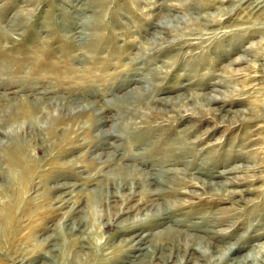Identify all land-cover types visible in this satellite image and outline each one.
<instances>
[{"label": "rangeland", "instance_id": "rangeland-1", "mask_svg": "<svg viewBox=\"0 0 264 264\" xmlns=\"http://www.w3.org/2000/svg\"><path fill=\"white\" fill-rule=\"evenodd\" d=\"M246 5L0 0V264L152 262L138 248L165 236L167 264L203 237L264 251V7Z\"/></svg>", "mask_w": 264, "mask_h": 264}, {"label": "bare ground", "instance_id": "bare-ground-1", "mask_svg": "<svg viewBox=\"0 0 264 264\" xmlns=\"http://www.w3.org/2000/svg\"><path fill=\"white\" fill-rule=\"evenodd\" d=\"M244 2L247 3L246 7L249 12L252 11L254 7H256L257 9L264 7V0H244ZM261 14L264 16L263 12ZM260 28H263V27L260 26L259 29ZM210 100H215V99L211 98ZM173 180L177 181L178 179L174 178ZM158 183H160V181H158ZM161 192L166 193L167 191L166 189H163ZM174 234L172 233V237H174ZM231 234L232 233L230 232L229 234L221 235V233L212 232L209 238L217 239V237L222 238L223 236L229 238ZM192 236H195V235H192ZM258 236L259 234L255 235V237H258ZM168 238H169L168 236H165L164 239L161 238L160 242L162 243V245L159 247L154 245L155 247H153L152 249L146 248V247L138 248L139 250L141 249L145 250L144 253L139 254V257L141 255L146 254V255H149L150 258L153 257L152 258L153 261L152 262L150 260L147 261L146 259L142 257L139 259L137 263L138 264H156L154 263V261L158 260L161 264H167L170 260H172L171 259L173 257L172 254L159 253L158 255H156L155 253V251L157 250L165 249L164 244L166 245V243L169 242ZM204 240H205V237L200 238V240L197 242L195 241L190 242L188 240H186V242H182V247H180V250H182V254L181 255L179 254L180 259L178 260L177 264H184L189 261V258L191 259L192 257H198V258L207 257L209 264H222V263L223 264H264V251L260 249L254 250V248L251 247L248 251L242 252L244 249H246L247 247L246 243H248L249 241L248 239L245 240L242 236L235 238L234 242L231 245L224 246L218 255L213 254L212 249L216 247L213 245V242L205 244L203 243ZM149 249H151V251L148 252ZM108 259H111V258L109 257Z\"/></svg>", "mask_w": 264, "mask_h": 264}]
</instances>
